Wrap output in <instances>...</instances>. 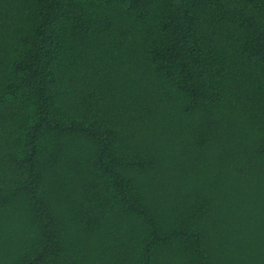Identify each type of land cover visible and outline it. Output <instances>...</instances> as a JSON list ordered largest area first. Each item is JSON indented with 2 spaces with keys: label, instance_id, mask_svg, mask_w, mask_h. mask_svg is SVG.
<instances>
[{
  "label": "trees",
  "instance_id": "obj_1",
  "mask_svg": "<svg viewBox=\"0 0 264 264\" xmlns=\"http://www.w3.org/2000/svg\"><path fill=\"white\" fill-rule=\"evenodd\" d=\"M0 264H264V0H0Z\"/></svg>",
  "mask_w": 264,
  "mask_h": 264
}]
</instances>
